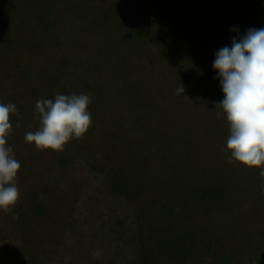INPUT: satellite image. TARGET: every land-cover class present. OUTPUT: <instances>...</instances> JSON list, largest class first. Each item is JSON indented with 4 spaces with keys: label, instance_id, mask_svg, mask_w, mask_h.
I'll return each mask as SVG.
<instances>
[{
    "label": "rangeland",
    "instance_id": "374dc122",
    "mask_svg": "<svg viewBox=\"0 0 264 264\" xmlns=\"http://www.w3.org/2000/svg\"><path fill=\"white\" fill-rule=\"evenodd\" d=\"M27 1L0 0V36L10 40L0 103L17 108L7 146L21 164L20 199L0 211V264H143L150 253L165 264H264V177L229 162L213 68L233 38L264 28V0H55L46 14L40 1L27 12ZM128 4L144 8L142 26L120 18ZM50 19L61 32L46 28ZM142 29L160 42L135 41ZM66 56L77 58L71 76ZM82 60L97 67L87 91ZM25 69L42 74L23 80ZM81 93L92 117L82 138L61 152L25 142L42 96ZM131 171L148 180L144 193ZM213 187L220 196L210 199Z\"/></svg>",
    "mask_w": 264,
    "mask_h": 264
},
{
    "label": "clouds",
    "instance_id": "9594fccd",
    "mask_svg": "<svg viewBox=\"0 0 264 264\" xmlns=\"http://www.w3.org/2000/svg\"><path fill=\"white\" fill-rule=\"evenodd\" d=\"M213 68L224 94L214 109L227 121L229 162L260 168L259 175L264 177V28H250L238 39L233 38L231 48L225 46L217 51ZM176 91L183 94L185 88L181 85ZM90 103L91 97L84 93L38 100L34 118L39 128L28 131L25 142L38 150L63 151L66 144L82 138L92 125ZM16 112L15 104L0 103V211L5 213L16 206L21 195L16 183L21 164L7 146L12 129L10 114Z\"/></svg>",
    "mask_w": 264,
    "mask_h": 264
},
{
    "label": "trees",
    "instance_id": "16d2710c",
    "mask_svg": "<svg viewBox=\"0 0 264 264\" xmlns=\"http://www.w3.org/2000/svg\"><path fill=\"white\" fill-rule=\"evenodd\" d=\"M37 1H40V2H42V5L41 6H43L44 7V9L43 8H40V9H43L42 11H40V13L41 14H46L47 13V11H49V8H51L53 5H55V0H28L27 2V4H25V3H21V5H22V7H24V9L25 10H27V12H28V10H30V9H33V8H36V2ZM81 2H83V3H85L84 1H81ZM37 9V8H36ZM144 8L142 7V6H134V5H126V7H125V10L126 11H123V17L121 16L120 18L123 20L124 18H128V20H130V26H128V28H132V26L134 27L135 26V28H136V26L138 27L139 25L140 26H142V23L144 22V20L142 19V14H141V11L143 10ZM168 10V8H166V7H164L163 9H162V13L161 14H165V12ZM161 12V11H160ZM264 12V11H263ZM36 14V13H38L37 11H32V14ZM31 14V15H32ZM33 14V15H34ZM160 14V15H161ZM21 19V18H20ZM20 19L18 20V22L20 21ZM8 21H9V19H8ZM51 21H52V19H50L47 23H45V26H46V28H48L51 32H53L54 33V35L55 34H57L56 32H61L62 31V27H58L57 28V25L58 26H63V24L62 23H51ZM25 22H26V20H25ZM24 22V23H25ZM53 22V21H52ZM262 22V21H261ZM145 23V22H144ZM262 23H264V22H262ZM23 28H25V30L27 29V27H26V25H23ZM128 28H126V29H128ZM80 31H81V29H80ZM127 31V30H126ZM142 31H143V29H142ZM141 30L140 31H137V32H135L134 31V34H132V37H133V39H135V41H138V39L141 37V38H143V40H149L150 42L151 41H153V44L154 45H156L157 43H159L160 41V39H161V37L158 35H154V34H152L150 31H143L142 32ZM52 33V34H53ZM63 33L65 34L64 36H66V31H63ZM144 35V36H143ZM0 49H2V48H5L6 46L8 47V45H9V42H10V40H8V39H6L4 36H0ZM151 43H145V45L146 46H148V45H150ZM175 46V45H174ZM134 49V48H133ZM3 50V49H2ZM69 53H70V56H71V54H72V50H69L68 51ZM67 57V56H66ZM52 58H54V56L52 57ZM65 59V62L62 64V66L61 67H63V71L62 72H64V73H62V75H65V76H67V74L69 75V76H71V73H69L70 71L71 72H74V69H75V67H73V63H75L76 62V60H77V58L75 59H70V58H63V60ZM85 61L84 60H82V64H81V66H84L85 67V69H87V71H89V72H91L90 73V75H91V77L89 78V80L88 81H83L84 83H83V87L84 88H86L85 89V91H87L88 89H90V85L92 84V83H94V76L96 75V73H95V71L94 70H96V68H95V66H94V64L93 63H91V62H89V61H87V62H89V63H84ZM22 65H21V63H20V67H21ZM74 66H76V65H74ZM60 67V68H61ZM76 67H78L79 68V66H76ZM95 68V69H94ZM7 69L8 70H11L12 69V65L10 64L8 67H7ZM7 69H6V71H7ZM69 70V72L68 71H65V70ZM23 70V69H22ZM124 70V69H123ZM5 70H4V72H3V74L2 75H9L8 73H5L6 72ZM42 72V70H40V72H37V73H35V72H33V70H31L30 69V71H29V69H25V71H22L21 73V75H20V78H22L23 80L24 79H29L30 77H34V76H37V75H40V74H42L41 73ZM121 72V71H120ZM119 72V73H120ZM124 72V71H123ZM52 76H54L53 74H52ZM1 79L0 80H2L3 79V77H0ZM3 81V80H2ZM18 82V81H17ZM52 85V87H54L56 84H55V82L54 83H52L51 84ZM7 94V92L5 91V90H3L2 89V91L0 90V95H6ZM55 98V96H53V95H47V96H42V98L41 99H54ZM1 102V101H0ZM118 137L120 136V135H117ZM120 138V137H119ZM64 162V161H63ZM131 173H132V177H134V178H136L137 179V181H139V184L138 185H140L141 184V186L139 187V189H138V193L139 194H141V193H144V191L143 190H145V189H143V187H144V185H146L147 183H149L148 182V180L146 179V177L145 176H140V175H137L134 171H131ZM149 177V176H148ZM149 178H151V177H149ZM123 182V181H122ZM121 182V183H122ZM218 182V181H217ZM219 183H222L221 181H219ZM123 184V183H122ZM159 186H160V188H162L161 187V185L159 184ZM164 188V187H163ZM162 188V189H163ZM114 189L116 190V191H118V192H121L122 191V187L121 186H115L114 187ZM166 192V191H165ZM164 192H162V194H163ZM208 197H210V199H215V198H217V197H219L220 196V190L218 191V189H217V187L216 188H210L209 190H208ZM170 200L172 201V196H171V198H170ZM169 200V201H170ZM153 203H155L154 205H158V202L157 201H154ZM166 216H168V215H165V217L164 218H166ZM156 239H158V238H156ZM159 242V241H158ZM156 243V242H155ZM155 243H154V245H155ZM154 248H156V245H155V247ZM151 250V249H150ZM145 254V253H144ZM152 254L153 253H150V254H145V256H143V259H141V261H144V263L143 264H165V261L166 260H168L167 259V255H163V256H161V259L159 258L158 259V257L156 258L155 256H152ZM157 262V263H156Z\"/></svg>",
    "mask_w": 264,
    "mask_h": 264
}]
</instances>
